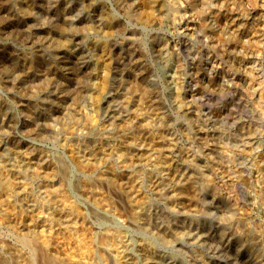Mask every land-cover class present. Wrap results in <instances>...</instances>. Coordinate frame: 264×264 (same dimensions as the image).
Returning a JSON list of instances; mask_svg holds the SVG:
<instances>
[{"label": "rangeland", "instance_id": "374dc122", "mask_svg": "<svg viewBox=\"0 0 264 264\" xmlns=\"http://www.w3.org/2000/svg\"><path fill=\"white\" fill-rule=\"evenodd\" d=\"M65 1H69V16L73 18V25H71L73 31L67 30L68 32L65 31L63 33L64 31L58 26V15H60L61 10L57 13L54 9H56V6L62 7L64 5L62 3ZM96 1L100 6L99 12L93 9L88 10V12L83 10L77 6L76 0H32L31 3L36 9L35 19L27 23L33 25L35 30L30 32L29 38L25 37L24 33L17 31L14 34L16 37H11L9 29L0 31V46L5 56H9L12 50L15 52L20 51L21 53L25 50V52H30L31 47H34L36 49L33 48L31 52L37 51L34 55L42 54V58H45L44 60L48 62L44 66L40 65V67L36 68L37 73H35L37 75L33 78V80L35 79L34 83L27 90L30 95L33 91L39 95V98L31 103L33 106L30 105L32 109L29 108V113L25 112V110L23 111L19 106L18 93L14 95V92L0 84V100L4 103L0 102L6 106L8 105L7 111H10L11 114L10 112L8 113L16 119L15 126L0 136L2 143L4 146L10 147L12 140L15 138L17 141L27 142L36 151L44 152L45 157L40 162H48V159H51V162L58 158L62 159L63 161H61L69 169V185L72 184L74 187L72 185L69 186L68 192L72 199L88 214V218L90 217L89 221L94 227L95 235L100 236L108 233L111 234L110 239L118 247L121 244H125L134 258L130 264H143V259L148 260V255L151 256L150 260L154 261L155 264H245L242 254L236 255L230 248H223L224 246L218 239V234L226 224L231 211H240L245 214L250 220L251 231H255L258 225H262L261 227L264 231V189H262L264 188V0H222V2L221 0H204L205 3L203 0H162L165 7L162 12L158 10V7L151 6V0ZM58 2H62L61 5ZM203 12L205 14H202ZM106 19L117 22L116 26L107 22ZM210 20L213 22H210ZM85 22L89 23L91 28L83 33L81 29ZM209 23L216 29L211 31ZM44 27H49L45 29L52 30V32L54 30L53 33H58L59 35L61 33L62 35L67 34L64 36L75 44L76 49H80L84 55L88 56L87 60L91 62L90 68L87 71L82 68V72L78 75L79 77L77 76L78 79L68 76L70 78L66 77L68 80L66 79L64 83L54 78V83L52 82L50 88L43 86L44 78L48 76L50 78V75L41 74V70H45L46 67L49 68L51 65H61L63 62L61 60L63 59V54L55 52L52 48L45 47L39 40L38 32ZM206 31L208 33H205ZM215 33L218 37H221L219 39H224V44L221 46L222 49H219L221 40L214 36ZM130 35L136 39L131 45L127 43L129 41L125 40ZM249 35H258L257 37L260 38L259 45H251L252 36L249 38ZM30 39L33 40V44L28 41ZM230 39L231 41H229ZM240 39L244 41L242 42ZM226 40L229 42H227L228 44L225 42ZM237 40L242 42V45ZM218 42L220 43L219 45H217ZM161 43L164 46L160 47ZM225 44L230 46L227 47ZM246 44L248 45L245 46ZM223 46L227 49H224L225 47L223 48ZM129 49L130 53L138 54V52H141V63L143 62V65L131 67L126 61L124 62L125 66H121L122 69L125 68L123 69L124 71L120 68L124 72H122L124 75H121L124 76V79L131 82L130 80L133 81L132 74L136 70L135 74L144 73L145 82L148 87L152 88L154 95L149 103L151 108L159 107V103H161L160 106L162 108H159L162 113H165L164 116L167 121L160 125L166 126L171 123L169 121H172L170 126L169 124L166 126L169 129H165V127L157 123L156 125L153 122V126L156 125L157 129L153 128L157 130V134L160 135V132H164V134L176 140L177 147L179 146L182 149L183 145V149H187L188 153L190 150L191 153L189 154L196 157L197 161L199 160L198 162L201 161L202 164L200 163V165L202 169L204 168V172L207 171L206 174H211L212 177L215 176L213 179L215 180L214 183L216 182L215 186L217 185L216 189L219 191V195L237 204V208L223 209L222 206L219 207L217 200H214L213 197L211 198L213 191L205 189L202 192L206 193L204 197L210 207L208 206L205 213H201L204 215L197 216V219H189L183 217L180 213H173L161 199L157 197L155 199L151 189L148 187L149 185L144 182L145 187L143 186V190H145L144 192L147 195L150 194L149 197L151 196L152 202L149 213L156 215V219L153 216V220H155L153 225L159 222L158 227L167 226L168 224L169 227L172 225V230L182 227L180 229L184 231L178 228L177 230L181 231V233L176 239L165 235L169 239L166 243L159 237V231L155 227L157 224L143 228L130 225L123 220V217L116 213V207L118 206L119 208V205L114 206L116 203L112 199L114 202H112V207L108 206L109 208L104 212L106 214L102 213L101 216L94 217L91 209H93V206L95 208V204L83 190L81 191L78 188H80L79 184L85 178L88 181L89 179L93 181V177L96 178L97 173L81 168L74 148L78 145L83 147L84 144V147L87 145L91 146L94 142L95 145H101L112 150L116 147L119 137L113 134L116 139H113V137L108 140L104 136L109 133L105 132L102 138L95 135V137L93 136L94 138H83L80 141V138L76 139L66 134L62 129L65 124L61 125L64 120L65 123H68L69 115L74 116L73 121L76 116L77 119L74 122L78 121L77 123H81V120L78 119L79 117L81 119L83 113H88L101 122L109 121L106 117V111H103L99 101L102 97L104 99L106 95L104 94V89H102V82L104 78L111 77L114 71L113 61L116 53L119 51L122 55H126L129 53ZM126 65L129 66L126 67ZM48 68L46 70L50 73ZM130 69L132 74H128L126 71ZM46 70L43 73H48ZM133 71L135 72L133 73ZM84 76L87 80H83ZM80 77L81 79H79ZM62 84L65 86H62ZM130 84L128 83L129 86ZM128 85L127 88L129 87ZM201 85H207L208 89L203 91L202 94H196L194 103H189L191 107H186L183 102L188 103L191 92H196ZM178 89L183 92L182 98L181 95H178ZM108 90L110 95H115L112 109H118L121 98H119L115 80L112 81V86ZM42 97L43 100L41 99ZM55 98L56 102L54 101ZM58 99H61V101ZM26 101L29 102V100ZM44 101H47L48 104H45ZM35 104H37V107H34ZM51 104L53 105L51 106ZM54 109H57V113H55ZM79 109L86 112L80 113ZM167 115L171 117H167ZM48 117H51L52 120H49ZM72 117H70L69 121H72ZM44 120H48V122ZM24 121H30L31 128L37 130L39 135L26 132L22 127L26 123ZM47 123L51 125L47 126ZM59 129L62 131L60 132ZM86 139L89 140L87 141ZM76 140L81 143L79 144ZM88 146L83 148L87 149L89 148ZM41 148L43 150H40ZM241 148L243 150L244 148H249V150L247 152L245 151L246 149L243 151ZM113 151L115 152V149ZM174 154L179 155L177 152H174ZM228 156H230L229 160ZM213 157L218 162H215L216 160L212 159ZM112 160L120 166L122 159L118 154L114 153ZM215 169L218 171L221 169L224 171L230 170L228 172L233 174V178L231 181H227V178L221 176ZM186 170L190 173L192 172L190 169L185 168L184 171ZM214 170L215 172H213ZM217 173L219 176H217ZM146 175L144 176V181L147 179ZM42 179V177H29L28 180L31 181V187L33 188L32 194L38 195L40 193L39 186L41 181H43ZM75 181L77 183H74ZM96 184L99 190H108V185L105 183ZM70 187L73 188L72 191ZM111 196L115 197L114 194ZM25 199H28L27 195L18 196L16 205L22 206ZM28 200L30 208H33L34 201H31L32 197ZM210 200L212 201L210 202ZM228 209H230L229 212ZM180 216L183 218L181 223L180 219L182 218ZM190 223L191 225H189ZM194 224L199 225L195 227ZM183 225L184 227L186 226L185 229ZM199 227L201 230L205 229V234L209 240L208 238L207 241L205 238H196V240L187 238V233H193L196 229L200 230ZM225 228L223 230H226L227 234L232 235L231 228L227 225ZM208 229H210V232L208 231L207 233ZM0 232V237L13 241L14 237L10 230L3 224H0ZM229 238L231 239V236ZM122 253H119L118 256H114V253H112V259L109 264H129L125 257L122 256ZM248 253L254 260V264H264V253L255 251V249Z\"/></svg>", "mask_w": 264, "mask_h": 264}, {"label": "bare ground", "instance_id": "6f19581e", "mask_svg": "<svg viewBox=\"0 0 264 264\" xmlns=\"http://www.w3.org/2000/svg\"><path fill=\"white\" fill-rule=\"evenodd\" d=\"M31 2L32 0H0V31H2L3 29H9V34L11 37H14V34L16 33L15 31H17L24 33L25 37L29 38L30 32H33V30H35V27L27 22H32L35 19L36 13L35 6H33ZM62 2L58 3L61 5ZM76 2L77 6H79L83 10H86L87 12L90 9L96 10L98 12L100 11V6L96 0H76ZM62 4H64L62 7L56 6V9H53L57 13L61 10L62 14L60 12V15H58V26L62 31H64L63 33H65V31H73V29L71 28V25H73V18L69 16V1H65ZM151 6L158 7V10L160 12L165 10L162 0H151ZM199 11L201 12V10ZM202 14L205 13L203 12ZM106 21L111 24L113 23L114 26H116L117 24V22H113L112 20L106 19ZM210 22L213 21L210 20ZM210 24L211 23H209V25ZM211 25L209 26V29L211 31H213V29H216ZM90 26L91 25L89 23L85 22L82 25L81 31L83 33L89 31V29L91 28ZM45 28L49 27H44L40 32H38L39 40L45 47L52 48L53 50H55V52L63 54V59H65L63 60L60 58L63 61L61 65L55 64L51 65L49 68L45 66L49 69L50 73L46 70L45 67L44 68L48 73H43V71H45L44 69L41 70V74H47L46 76L50 75V78L49 76L47 78H44V76V85L42 83L41 84L45 87L47 86L46 88H50L52 86V82L56 78L60 80V82H64L67 79L66 77L68 76H70L71 78L76 77V79H78L77 76L82 72V68H84L86 71L90 68L91 62L87 60L88 56L84 55L83 51H81L80 49H76L75 44L71 43L68 38L64 36L67 34L62 35L60 31L61 35H59L58 33H53L54 30L52 32V30L50 31ZM203 29L205 30V27ZM205 33L208 32L206 31ZM215 34L214 36L217 38L218 36L217 34ZM130 36L125 39L126 41H129L127 42L129 43V45H131V43L133 44L136 40L134 37ZM251 36L249 38H251ZM257 36H252L251 45H259L260 38ZM219 38L221 37H218V39ZM28 41L33 44V40L30 39ZM223 41L224 39L220 41L221 45L219 49H222L221 46L222 44H224ZM229 41H231V39ZM225 42L227 43L228 41L226 40ZM242 42H240L241 45ZM219 44L220 43L218 42L217 45ZM160 45V47H162L163 44L161 43ZM247 45L248 44H246L245 46ZM225 46L227 45L225 44ZM225 46H223V48ZM33 48L31 47V50H33ZM224 49L227 48L225 47ZM31 50H29L30 52H25V50L22 53L20 51L15 52L12 50V53L9 56H5L2 52V47L0 46V84L8 90L14 92V95L15 93H18L19 106L23 111L25 110V112H30V109H32L30 108V105L33 106L31 103L34 102L35 99L37 100V98H39V95H37L36 92L34 93L33 90V93L31 95L29 91H27L29 90L30 85L34 83L35 79L33 80V78L35 75H37L36 68L38 66L40 67V65L44 66L47 62L46 60H44L45 58H42V54L36 56L34 55V53L36 54L37 51L35 50L36 52H31ZM225 51L227 52V50ZM130 52L131 51L129 49V53H127L126 55H122L119 51L116 53L115 59L113 61L114 71L111 77L108 76L104 78L102 82V89H104V94L106 95L104 99L102 97L99 101L103 111H106V117L109 121L101 122L100 120H96L94 117L90 116L88 113H83L81 119L79 117L80 115L78 116V120H81V123H77L78 121L74 122L77 117L75 116V119L73 121L74 116L72 117L71 115L69 116L72 117V121H69V117L68 123H65V120L63 121L64 123L60 122L61 125L65 124L62 129L66 134L76 139L80 138V141L83 138H91L93 136L95 137V135H98V137L102 138V135L105 132L109 133L108 135L106 134L104 136L108 140H111L114 135H116V137H119V139L117 138L118 141L116 147H112L115 149V152L112 148V150H110L102 147L101 145H95L94 142L91 144V146L87 145L89 147L87 149H84L87 147H84L85 144L83 145L84 148L80 147L79 145L74 148L75 155L78 157L77 161L81 165V168L97 173L96 178L93 177V181H90V179L88 181L85 178V180H83V182L79 184L80 188H78L79 190L81 189V191L83 190V192H85L86 195L90 197L95 204V208L93 206V209H91L94 217L101 216L102 213L106 212V209L109 208L108 206L112 207V202L115 201L116 204H114V206H117V204L119 205V208L118 206L116 207V213L120 214L119 216H122L123 220H125L130 225L143 228H145V226L153 225L155 221L153 220V216L155 218L156 215H152L151 213H149V209L151 210L150 205L152 202L150 198L151 196L149 197L150 194L148 193L149 195H147V193L144 192L145 190H143L145 187L144 182L149 185L148 187L151 189L152 195L155 196V199L156 197L158 199H161V201H163V203L167 207H169V209L172 210L173 213H180L185 218L197 219V216L204 215L201 213H205L209 206L206 198L204 197V194L206 193L202 192L205 189H210L213 191L211 198L213 197L214 200H217L216 202H218L219 207L222 206L223 209L230 207H232L233 209L234 207L237 208V204H234L229 199L219 195L220 193L216 189L217 185L215 186L216 182L214 183L215 180L213 179V177L215 178V176L212 177L211 174H206L207 171L204 172V168L202 169V166L200 165L201 161L198 162L199 160L197 161L196 157L192 156V154H189L191 153L190 150L188 153L187 149H183V145L182 149L179 148V146L177 147L176 140L174 138L173 140L170 136L164 134V132H160V135L157 134V130H155L153 127L156 128L157 124H164L167 120L164 116L165 113H162L159 108L161 107V103H159L160 105L158 104L159 107L156 105L157 107L153 109L149 104L150 101H152L151 99H153L154 95L152 88L148 87L147 83L145 82V74H135L137 72L136 69H134L136 70V72L133 71V73H135L132 74L131 68L130 70L126 71L128 74H132L133 81L130 80L131 82H129V80L124 79V76H122L124 75L122 74V72L125 68L122 69L121 66H125L124 62L127 61V63L131 67L143 65V62L141 63V52H138V54ZM54 60L52 61L54 62ZM57 61L59 62V60ZM129 65H126V67ZM120 68L123 71L120 70ZM138 72L142 73L143 71ZM133 75L136 77H134ZM79 79H81V77ZM84 79L87 80L86 77L83 78V80ZM113 80H115L116 82L117 92L119 93V98H121V100L119 101L118 109H112L115 95H110L108 90L112 86ZM128 83H131V87L128 85ZM127 85L129 86L128 88ZM62 86L65 85L62 84ZM207 89V85H201L200 87H198L196 92H191L190 100L188 101V103L183 102L185 106L188 108L191 107L189 103H194L195 95L202 94V92ZM178 95H181L182 98L183 92L179 91V89ZM183 97L185 98V96ZM41 99L43 100V97ZM61 99L58 100L61 101ZM154 99L156 100V98ZM26 100H29V102ZM55 100L56 98L54 99V101ZM0 101L3 102L2 100ZM47 101H44V103L48 104ZM1 102L0 136L2 134H5L8 129L14 127L16 120L14 119V116L10 115L11 112L7 111L8 105L6 106L5 104H3L4 102ZM36 105L37 104H35L34 107ZM52 105L53 104H51V106ZM54 111L55 113H57V109H54ZM8 112H10V114ZM82 112L86 111H80V113ZM168 116L169 115H167V117ZM51 117H48L49 120H52ZM45 118L47 119V117ZM24 122L26 123H24L22 127L26 132L35 135L38 133L37 130L31 128L30 121ZM45 122H48V120ZM153 122L157 124L153 126ZM169 122L172 123V121ZM49 124L50 123H47L46 125L48 126ZM79 126L80 128H78ZM166 126L164 125L163 127H165L166 129L168 128ZM59 131L61 132L62 130L59 129ZM15 139H11L12 145L10 147L4 146L0 139V224L6 226L14 237L13 241L5 240L4 238L0 237V264H109L112 259V253H114V256H118V254L122 252H124L122 253V256L125 257V260L130 264V262H132L134 258L132 253L130 252V249L125 244H121L118 247V245L110 239L111 234L108 233L100 236H96L97 234L95 235L94 227L89 221L90 217L88 218V214L79 206L78 203H76L72 199L70 193L68 192V187L72 184L69 185V169L67 168L68 166L65 165L64 162H62L63 160L61 159V161L58 158L55 161L53 159L54 162H51V159H48V162H40L43 161V158L45 157V154H43L44 152H38L27 142H20V140L17 141ZM113 139L116 138L114 137ZM76 142L78 141L76 140ZM245 149L246 148H244V150ZM40 150L43 149L41 148ZM247 150H249V148H247L245 151ZM174 152H177L179 155L174 154ZM114 153L118 154L122 159L120 161L121 164H119L120 166H118L112 160ZM228 157L229 160L230 156ZM212 159H214V157ZM215 162L218 161L216 160ZM185 168L190 169L192 172L190 173L187 170L184 171ZM215 170L213 172H215ZM224 170L221 169L220 171H216H218V173L221 174V176H223L224 178H227V181H231V179L233 178V174H230L229 172L232 169L228 170L229 172L227 170ZM146 174L148 175V177ZM219 174L217 176H219ZM145 175L147 179H145L144 181ZM29 177L43 178V181H41L39 186L40 193L38 195L32 194L33 188L31 187V181L28 180ZM95 182L99 184L105 183L106 185H108V190H99ZM74 183L77 182L75 181ZM228 183L230 184V182ZM73 188H71V191ZM111 192H113L116 198L111 196L113 195L111 194ZM21 195H27L28 199L32 197L31 201H34L33 208H30L28 199H25L26 201H23L22 206L16 205V199ZM111 199L114 201H112ZM211 201L212 200H210V202ZM229 210L230 209H228V212ZM230 214L231 215L229 217L227 216L228 218L226 224L221 228L222 230L218 234V239L224 246L223 248H230L236 255L242 254L241 256L245 264H254V260L250 257V253L248 252H251V250L255 249V251L264 253V231L261 227L262 225H258L255 231H251L250 220L245 214L240 211H231ZM180 218L182 217L180 216ZM181 220H183V218L180 219V223ZM155 224H157V222ZM158 225L159 222L155 227L159 231V237L165 243L169 240L167 239V237L176 239L177 237H179V233L183 231L181 230L182 227H180L181 229L177 227V224V229L179 228L181 231L177 229L172 230V225L171 227H169L168 224L167 226L165 225L161 227H158ZM189 225H191V223ZM226 225L231 228V231L233 232L232 235L227 234V227L225 228ZM185 227L183 225L184 229ZM223 228H225L226 230H223ZM209 230L210 229L207 230V233ZM205 233V229H196L195 232H189L186 235L187 238L191 240H196V238H205L207 241L208 236ZM229 236H231V239L229 238ZM217 241L218 240L216 239V242ZM221 244L220 246H222ZM147 259L148 260H146L145 258L143 259V264H155L154 261L150 260V255L147 256Z\"/></svg>", "mask_w": 264, "mask_h": 264}]
</instances>
